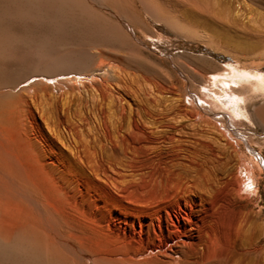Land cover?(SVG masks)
Wrapping results in <instances>:
<instances>
[{"label":"rangeland","instance_id":"obj_1","mask_svg":"<svg viewBox=\"0 0 264 264\" xmlns=\"http://www.w3.org/2000/svg\"><path fill=\"white\" fill-rule=\"evenodd\" d=\"M19 1L13 0L14 5L19 4L29 10L32 8L35 17L31 15V18L29 14V18L26 14L8 15L0 9V22H3V25L6 23L4 26L11 33L7 53L0 56V78L12 86L29 76L31 77L24 84H29L35 79L46 82L48 88H39L37 93H33L34 90L29 91L28 103L30 110L32 109L30 118L31 121H34V117L38 119L42 136L34 126L35 123H32L30 134L42 147L45 160H55L58 171H63L64 180L72 187L73 192L80 199L84 197L83 202L79 200L80 204L87 207L91 214L102 218L105 223L114 202L128 201V194L101 184L97 176L94 177L93 172L89 171L93 169H90L91 166H94L89 160L92 151H96L95 159H101L102 156L111 157L114 154L122 155L119 148L105 137V132L108 128L112 129L113 121H118L117 117L123 111V126H129V119L133 122L131 127L129 126L132 129L126 127L122 130L121 134H127L129 129L132 131L125 135L128 137L122 134L123 138L136 140L138 143L144 142L143 136H137L134 131L138 123L137 126L145 130V139L150 137L152 141L147 143L150 146L144 147L140 154L151 162L155 176L146 174L144 182H140L138 189H133L132 193H137L140 199L147 201L157 199L166 185L161 184L165 183V176H160L155 171L164 167L165 163L170 164L177 174L176 181L190 180L200 186L197 190L202 195L203 205L205 204L203 210L199 209V212H202L200 214H206L205 210L209 207L223 202L227 206L223 214L227 211L226 215L233 216L235 211L244 208L248 213V221L239 232V237L235 240L231 237L234 246L230 245L231 242L228 243L231 238L227 237L225 242L228 241L218 257L221 256L222 261L228 258L227 261L234 264H264V95L250 96L247 108L242 109L236 105L237 93L234 88L237 87L233 84L230 87L220 80L214 83L213 74L210 73L221 69L226 62H233L243 68L241 72L237 70V73L252 75L257 71L264 76V35L260 36L254 32L259 28L256 27L259 23H264L263 20H257L264 16V8L255 4L246 5L242 7L239 15L231 14L227 20L221 21L204 19L194 12H187L180 22L171 20V17L157 19L145 15L140 26L138 23L137 26L130 24L131 27L126 30L131 33V40L122 42L118 37L106 32L101 26L103 20L87 11L88 6L95 7L106 17L125 25L113 8L87 2L85 4L88 5L80 6L81 8L79 5H64L59 12H55L57 14L51 16L45 10L37 8L36 0ZM2 2L4 1L0 0V5ZM231 3L234 8L236 3ZM244 27L245 30H250L245 31ZM251 32L255 37L250 36ZM58 33L59 36L67 37L66 46L63 44L60 47L61 44H56L60 49L73 46L89 48L92 44L94 48H89L90 51L99 49V52H107L112 48L124 53L133 42L138 43L141 48L138 55L125 58L127 62L134 64L137 70L123 75L127 83L125 88L117 86L115 81L111 83L115 98H108L106 102L101 96L98 97L99 92L91 85L103 78V70L97 69V63L101 60L107 61V56L100 53L91 66L76 69L84 75L93 73V76L83 77L74 74L75 71L65 73L64 70L53 66L45 53L49 46L51 48L52 41L58 39L54 37L58 36ZM233 68L236 70V67ZM131 85L134 89L128 88ZM20 86L21 84L16 86L14 91ZM154 87H161L163 92ZM187 89L191 91L190 95H185ZM179 104L192 110L197 104L204 109L201 114L188 116L177 109ZM148 112H151L152 116ZM153 119L165 125L156 128ZM165 131L170 134L167 135L169 137L162 136ZM251 156L260 159L263 168L261 176L256 177L255 184L249 186L248 182H243L238 190H234L233 184L237 179L246 178L243 168L249 166ZM218 220L220 224L224 221V227L220 228L225 231H222L223 236L232 235L233 232L227 228L230 220ZM87 238L91 259L101 261L103 252L110 248L103 243L105 237L96 234Z\"/></svg>","mask_w":264,"mask_h":264},{"label":"bare ground","instance_id":"obj_2","mask_svg":"<svg viewBox=\"0 0 264 264\" xmlns=\"http://www.w3.org/2000/svg\"><path fill=\"white\" fill-rule=\"evenodd\" d=\"M2 1L4 2L1 3L0 9L5 14H29L30 17L31 15L34 16L31 11L32 8L29 10L19 6V4L14 5L13 0ZM232 1L236 3L234 8H232ZM87 2L105 8L110 7L109 9L113 8L119 18L125 22V25L120 21L111 20L102 11L96 10L95 7L88 6L87 11L101 21L103 20L104 23L101 26L106 29V32L118 37L122 42L131 40V33L126 30L131 27L130 24H136L135 26H137L138 23L139 25L145 15L157 19L171 17V20L180 22L187 12H192L191 14L196 13L204 19L210 18L221 21L227 20L231 14L239 15L242 7L246 5L255 4L264 8V0H36V5L37 8L45 10L52 16L57 14L55 12H59L64 5L84 7V5H88L85 4ZM257 20H263L264 22V16ZM4 25L3 22H0V56L6 52L11 42V33ZM250 26L252 27V25ZM256 27L259 28L254 32L260 36L264 35V23H259ZM59 33L58 36H54L58 39L53 38L54 41L51 40V48L47 46L49 50L45 53L53 66L64 70L65 73L75 71L74 74L83 77L93 76V73L84 75L77 72L76 69L91 66L100 53L107 56V61L100 59L101 61L97 63V69L103 70V78L101 81H94L91 85L95 91L99 92L98 97L101 96L106 100L114 96V99L115 95L113 93L115 92L111 83L115 81L118 83L117 86L120 85V87L125 88L127 83L123 75L127 72L134 73L133 71L137 70L136 66L127 62L125 58L138 55L139 49H141L138 43L133 42L124 53L117 52L112 48L108 50L109 52L103 51L101 48L100 52L99 49L98 51L96 49V51H90L89 48L93 47L92 44L89 48L73 46L60 49L57 46L59 44H61L60 47L63 44V46H66L67 40L65 39L66 36H59ZM252 36L255 37V35ZM258 38L260 40V37ZM46 41L50 42L49 40ZM42 45L44 46V44ZM40 59L42 60V57ZM44 63L47 62L44 61ZM233 67H236V70ZM242 69L233 62H226L221 69L210 73L213 74L214 83L220 80L229 84L230 87H232L231 84L235 85L237 87L234 88L237 93L236 105L246 109L247 100L250 96L264 95V76L257 71L252 75L237 73V70L241 72ZM29 77L22 78L13 86L0 78V264H49L50 262H58V264H234L227 261L228 258L222 261L221 256L219 258L218 254L225 247L224 245L228 241L225 242L227 237L229 239L233 237L235 240L237 236L239 237V232L244 229L248 221V213L244 211L245 208L238 209L233 216L226 215L227 211L224 214L223 212L227 210V206L223 202L209 207L205 210L206 214H200L202 212H199V209L203 210L205 205H203L200 191L197 190L200 186L195 182L191 183L190 180L185 182L176 181L177 174L172 170V166L167 163L164 164V167L162 166L163 168H158V171H155L160 176H165V183L161 184L166 185L165 190L158 198L156 195L157 199L147 201L140 199L137 193L136 195L133 194L132 190L138 189V184L144 182L146 174H149V176L154 175L150 165L151 162L140 154L144 147L150 146L147 143L152 141L150 137H147V140L145 139L144 136H147L146 134L143 135L145 130L142 129L143 127L137 126L138 123L137 125L134 123L136 125L134 131L136 135L143 136L144 142L138 143L136 140H125V137H128L125 135L132 132L130 131L132 129L130 128L132 122L130 119L128 121L130 127L126 126L130 129L129 131L125 129L128 133H122L125 136L123 138L121 132L126 128L123 126L124 117L121 114L123 111L117 117L118 121H113L112 129L108 128L105 132V137L119 148L122 155L114 156V154L111 157L105 158L102 156L101 159H95L96 151H92L89 160L94 163V166H91L90 169H93L89 171L93 172L94 177L97 176L101 184H106L112 189H119V191L122 190L121 193L128 194L129 196L125 195L128 201L125 203L113 201L112 210L105 223L102 218L91 214L87 207L85 208L80 204L81 200L83 202L84 197L82 196L81 199L77 197L72 187L64 180L63 171H58L55 160L47 162L42 147L37 143L38 141L35 142L31 137L32 123H35L34 126L41 136L42 128L38 119L33 115L34 121H31L32 109L30 110L28 103L29 91L34 90L33 93H37L39 88L46 89L48 87L42 79H35L29 84H24ZM208 80L211 81V78L208 77ZM20 84L18 90L14 91V88ZM131 86L128 88H133ZM154 89L163 92L161 87H154ZM190 92L187 89L185 95H190ZM196 106L192 110L183 104H179L177 109L188 116L201 114L204 108L197 104ZM150 113L148 112L152 116V113ZM122 117L123 119H121ZM152 122L155 127L165 125L155 119ZM126 132L124 131V133ZM167 135H170L167 131L162 132V136ZM251 158V162H248L249 166L243 168L246 178L243 180L237 179L233 184L234 190H238L243 182H248L249 186L255 184L256 177L261 176L263 168L260 159H254L253 156ZM227 183L231 184L228 181ZM218 218L226 220L225 222H227V219L230 220L227 228L229 227V231L233 232L232 235L223 236L222 231L224 230L221 231L220 228L224 227V221L220 224ZM96 234L97 236L103 235L105 237L103 243L106 244V247H110L106 248L101 261L98 262L97 259H91L90 244L88 245L86 240L88 236ZM233 239L231 238L228 242L229 244L231 242L232 247L234 246L232 245ZM244 246L242 245V247Z\"/></svg>","mask_w":264,"mask_h":264}]
</instances>
